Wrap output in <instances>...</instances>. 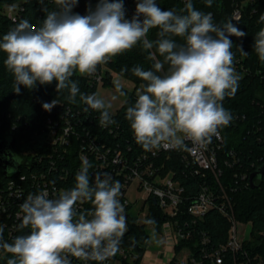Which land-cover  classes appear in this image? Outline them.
<instances>
[{"label":"clouds","instance_id":"clouds-1","mask_svg":"<svg viewBox=\"0 0 264 264\" xmlns=\"http://www.w3.org/2000/svg\"><path fill=\"white\" fill-rule=\"evenodd\" d=\"M53 2L56 10L43 9L46 16L39 26L21 19L0 38L15 93H20L21 85L32 89L37 82L56 81L57 92L66 91L69 104H76L79 96L86 105L83 111L98 112L99 125L107 128L116 124L111 104L94 93H82L73 77H91L98 66L139 45L152 66L133 67L144 83L126 108L125 119L143 150H184L186 140L206 146L231 124L233 114L223 101L235 96L241 76L234 66L230 37L246 35L231 21L215 23L212 13L196 9L192 0H186L179 12L163 10L156 0H138L131 20L126 18L124 0H97L86 15L73 12L79 0ZM205 4L210 8L213 0ZM259 22L264 23V14ZM153 29L156 38L150 39ZM254 50L264 63V27L255 34ZM116 88L126 95L119 82ZM57 103H44L43 108L51 111ZM91 167L85 160L73 187L57 195L41 190L23 199L17 231L25 234L6 241L0 225V251L11 254L6 264H73V258L103 264L120 251L128 231L119 199L122 185L106 172L90 175ZM85 203L90 209L78 207Z\"/></svg>","mask_w":264,"mask_h":264},{"label":"trees","instance_id":"trees-1","mask_svg":"<svg viewBox=\"0 0 264 264\" xmlns=\"http://www.w3.org/2000/svg\"><path fill=\"white\" fill-rule=\"evenodd\" d=\"M96 2L97 0H79L73 12L86 15L89 6L94 8ZM192 2L196 9L205 13L211 12L215 23L231 21L246 33L245 36L239 38L234 35L230 37L233 43L232 52L235 55L234 66L241 76V80L235 96L225 98L223 101L224 107L231 111L234 119L227 126V142L222 154L225 158L226 152L233 149L240 164L231 168L226 167L223 162L220 163L225 173L222 182L228 185L235 172L248 169L252 163L256 168L264 164V63L260 62L254 50L255 34L264 27V23L259 22V17L264 14V1L245 5L244 15L239 21L233 20L232 13L236 3L241 0H213V5L210 8L206 6L205 0H192ZM185 3L186 0H163L161 8L163 10L175 9L179 12L184 8ZM5 6L14 7L12 15L2 12ZM45 8L56 10V5L53 0H43V3L40 0H0V38L15 27L21 19L26 18L33 26H39L46 16V12L43 11ZM125 10L128 11L126 8ZM156 31V29L151 31L150 39L156 38ZM177 40L183 42L179 38ZM147 57L148 53L138 45L131 51L114 57L106 66L109 70L120 73L134 80L138 85H142L144 82L133 74L132 69L135 66H142L145 70L150 69L152 61ZM5 58L6 54L0 51V138L13 139V148L17 155L34 156L43 153L46 150L50 126L58 123L62 125L66 117L74 123L80 120L81 124L78 126L81 131H93L96 135L107 134L99 128V113L92 110L84 112L83 109L86 105L79 99V96L76 104H69L64 99L67 92H57L56 81L45 85L37 82L32 89L21 85L20 93H15L13 91L14 77L4 65ZM125 68L127 71H122ZM109 70L105 76V85L111 84ZM73 79L78 81L82 93L95 94L96 85L90 82L89 77H81L76 74ZM135 99L136 95H130L119 112L112 116L119 126L118 133L121 135L119 139L122 141V145L129 144L134 151L143 152L145 150L135 142L129 122L125 119L126 108L133 104ZM53 100L58 103L51 111L45 110L43 104L51 103ZM50 119H52V123L49 124ZM20 161L15 164L11 162V168L14 169L18 166L21 171L27 169L25 163ZM16 172L19 171H9L6 174L0 164V187L5 185L10 174H16ZM73 181L72 179L71 182ZM256 181V188L250 186L240 189L237 192H232L231 197L234 199L237 221L251 224V240L244 243V248L251 256H264V176ZM183 183L191 195L197 193L200 183L198 179L183 180ZM86 207L90 209L91 205L86 203ZM147 219H154L155 223L151 225L161 233L164 215L153 201L150 202ZM127 221L129 229L125 233L120 247L126 249L131 255H135L136 259L132 263L125 261L123 264H141L151 242L150 235L146 230V225L139 224L137 219L128 215ZM197 229L210 238L211 246L218 247L227 242L230 223L223 215L214 210L198 224ZM197 238L198 236L194 235L191 241H181L176 246V252L179 253L185 247L194 251ZM6 260L7 258L1 259L0 264H6ZM204 264L214 263L206 261ZM225 264H231L230 257H227Z\"/></svg>","mask_w":264,"mask_h":264},{"label":"built area","instance_id":"built-area-1","mask_svg":"<svg viewBox=\"0 0 264 264\" xmlns=\"http://www.w3.org/2000/svg\"><path fill=\"white\" fill-rule=\"evenodd\" d=\"M258 1L264 0H241L236 3L232 13L233 20L239 21L243 17L245 5ZM135 2L136 0H124V7L132 11ZM106 67V64L98 66L96 73L89 77L96 87L99 83H104L108 71ZM64 120L62 125L58 123L50 126L46 152L34 156L18 155L27 169L21 171L17 167L19 172L10 174L5 185L0 187V225L4 226L3 236L6 241L11 242L15 236L25 234L17 231L20 223L17 213L23 199L28 194L41 190H47L50 196H54L73 187L74 181H71L86 160L92 165L90 175L106 172L113 181L121 183L119 199L125 208L130 207L127 194L132 188L144 191L146 201H153L158 205L164 215L161 234L172 248L176 249L181 241H191L194 235L198 236L194 245L196 249L193 251L189 248L190 255L186 262L176 254L167 259V252L164 251L160 253V257L167 261L159 264H204L206 261L225 264L227 257H230L231 264H264V256H251L243 246L251 240L252 228L250 224L249 234L246 230L239 232V226L247 224L237 221L234 199L231 197L232 192L250 187L251 175L264 164L256 168L252 163L248 169L235 172L229 184L225 185L222 182L225 173L220 163L231 168L240 164L233 149L226 152L225 158L222 154L227 142V127L221 129L219 137H213L212 142L206 146L195 145L186 140L187 147L184 150L161 148L138 152L129 144L122 145L117 124L107 128L99 125L101 131L107 134L96 135L93 131H81L78 126L81 124L80 120L75 123L68 117ZM48 122L52 123V119ZM251 172L253 173L250 174ZM258 178L253 179L254 184ZM187 179L200 181L195 195H191L183 183ZM78 207L87 209L86 203ZM214 210L230 223L228 240L218 247L211 246L210 238L197 229L198 224ZM10 255L0 251V260L9 258ZM135 259V255L120 247V251L103 264H123L125 261L132 263ZM73 264L85 262L73 258ZM86 264L99 262L88 261Z\"/></svg>","mask_w":264,"mask_h":264},{"label":"rangeland","instance_id":"rangeland-1","mask_svg":"<svg viewBox=\"0 0 264 264\" xmlns=\"http://www.w3.org/2000/svg\"><path fill=\"white\" fill-rule=\"evenodd\" d=\"M157 4L161 7L163 0H156ZM135 9L132 11H129L128 16H126L127 19L131 20L133 15H135ZM3 13H8L9 15L14 12V7L5 6L2 10ZM107 70H109L106 67ZM110 71L111 76V84L105 85L104 83H99L96 87L95 94L99 97L105 100L106 103L111 104L110 112L112 115L117 114L119 110L123 107L125 102L128 100L130 95H136L137 92L141 89L142 85H138L134 80L127 78L126 76H123L120 73H117L113 70ZM105 72V71H104ZM107 73V71H106ZM119 82L121 85V88L126 95H121L120 91H117L116 83ZM128 199L130 200V207L125 208V215L126 218L128 215L132 216L133 218L137 219L138 223L143 225L145 224L144 221L147 219L150 211V202L146 201V193L144 191H136L134 188L130 190V192L127 194ZM128 225V221H127ZM146 230L148 231L150 235V245L148 247L147 252H151L154 254L161 253L166 251L167 252V259H170L173 255L176 254V256L179 259H182L184 262L187 261L190 250L189 248L185 247L183 248L179 253L176 252L175 248H172L169 243L166 241V238L162 236L161 233H159L154 226L145 224ZM129 229V225H128ZM247 231V234H249L250 230V224L247 225H240L239 226V232H245ZM127 233V232H126ZM166 258L160 257V262L167 261ZM115 264H121L120 262H116Z\"/></svg>","mask_w":264,"mask_h":264},{"label":"water","instance_id":"water-1","mask_svg":"<svg viewBox=\"0 0 264 264\" xmlns=\"http://www.w3.org/2000/svg\"><path fill=\"white\" fill-rule=\"evenodd\" d=\"M14 140L13 139H2L0 138V164L3 166L5 173L7 174L9 171H16V168H11V162L15 164V162L20 161V157L14 152ZM13 165V164H12ZM18 167V166H16ZM264 176V165L254 172L251 175V187L256 188L253 179L255 177H263Z\"/></svg>","mask_w":264,"mask_h":264},{"label":"crops","instance_id":"crops-1","mask_svg":"<svg viewBox=\"0 0 264 264\" xmlns=\"http://www.w3.org/2000/svg\"><path fill=\"white\" fill-rule=\"evenodd\" d=\"M137 2L138 0L134 3L133 9L136 8ZM128 14H129V11L126 12V16H128ZM159 263H161L160 262V252L157 254L146 252L141 264H159Z\"/></svg>","mask_w":264,"mask_h":264}]
</instances>
